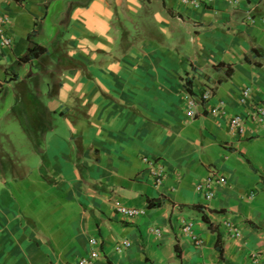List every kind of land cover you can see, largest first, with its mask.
I'll list each match as a JSON object with an SVG mask.
<instances>
[{
  "label": "crops",
  "instance_id": "crops-1",
  "mask_svg": "<svg viewBox=\"0 0 264 264\" xmlns=\"http://www.w3.org/2000/svg\"><path fill=\"white\" fill-rule=\"evenodd\" d=\"M0 17L12 38L0 47V125L20 129L15 141L5 134L14 153L0 136V264H77L92 249L94 264H252L255 253L264 264V127L229 130L233 115L264 99V0L198 9L178 0H0ZM32 45L45 50L20 61ZM145 157L165 168L160 184ZM211 170L226 183L206 199L195 184ZM116 202L144 212L125 215ZM122 241L130 245L115 250Z\"/></svg>",
  "mask_w": 264,
  "mask_h": 264
},
{
  "label": "built area",
  "instance_id": "built-area-1",
  "mask_svg": "<svg viewBox=\"0 0 264 264\" xmlns=\"http://www.w3.org/2000/svg\"><path fill=\"white\" fill-rule=\"evenodd\" d=\"M180 4L187 8L191 9H198L202 7H208L211 6L215 1L217 0H178ZM222 2H225L229 5L235 6L237 5L240 0H220ZM246 21L248 22H254L255 17L252 16L251 14L246 15L245 17ZM264 20V18H263ZM8 19L6 17H0V47H10L12 45V38L11 36L8 35L7 30H6V23ZM251 95V88L249 86H245L242 88L240 92V96L238 97V100L241 104L245 103L249 96ZM212 96L211 90L205 89L203 93L201 94L200 99L201 100H208ZM186 101V113L189 116H193L196 113V109L199 107L196 101V98H194L193 95L189 94L187 98L185 99ZM219 106H215L213 108V112H217L219 109H222L223 101L220 100L218 102ZM250 123H256L259 124V126L264 127V99L260 100L258 102H253L251 104V109L247 114H242V113H236L233 115V117L230 119L229 122V130L234 133H238L240 135H243L246 133V124ZM144 161L147 164V168L151 174V177L156 184H160L163 182L165 178V168L163 165L158 161V160H153L149 158H144ZM226 183L225 177H223L221 174L218 172H215L211 170L205 178H203L201 181L195 184V189L198 190L199 192H202L205 196L206 199L212 198L214 194V189L215 186L217 185H224ZM115 207L117 211L129 215V216H134V215H139L142 214L144 211L140 208L136 207H125L119 202L115 203ZM193 221L189 219H184L183 220V227L182 230L185 234L190 236L192 240L196 244H200L201 240L198 238V235L194 232L193 229ZM157 234H159L160 230L159 229H153ZM232 235H239V232L236 230L233 231ZM98 244V241L95 238L90 239V245L93 247H96ZM130 245L129 241H122L118 242L115 244V250L121 251L124 248H127ZM99 252L96 249H92L90 252V255L88 257H82L77 261V264H94V260L99 257ZM261 256L258 254H253L252 255V264H260L259 259Z\"/></svg>",
  "mask_w": 264,
  "mask_h": 264
},
{
  "label": "rangeland",
  "instance_id": "rangeland-1",
  "mask_svg": "<svg viewBox=\"0 0 264 264\" xmlns=\"http://www.w3.org/2000/svg\"><path fill=\"white\" fill-rule=\"evenodd\" d=\"M50 16V15H49ZM55 18H56V14H55V10L53 11V13L51 14V17H50V19L52 20H50V23H52L53 21H55ZM57 19H58V17H57ZM59 29V27L58 26H56L55 27V29H53V30H58ZM60 30V29H59ZM46 36V35H45ZM59 37V36H58ZM55 39H56V35H54V40L52 41V43H54L55 42ZM58 39V38H57ZM182 52H179V51H177V53H176V55H177V57H181L182 56ZM41 72H43V70L41 69ZM29 84H31V85H33V83H31L30 81H29ZM38 86H39V91H40V93H42L41 95H40V97H43V95L44 94H47L48 93V86H47V82H46V80H44V79H39V84H38ZM44 98V97H43ZM45 99H46V97H45ZM6 103H3V102H1L0 103V105H1V107L2 106H4ZM0 113H1V117H2V119H3V117L5 116V111L3 110V109H1L0 110ZM1 126V130H0V132H1V137H3V140H2V142H3V144L5 145V148H6V151L8 152V153H14L15 152V150H13L10 146H6L7 144H8V138L5 136V134H7L8 132H10V135H11V139H12V141H15L16 140V138L18 137L17 136V134H19L20 133V129L17 127V129L16 128H11L10 127V124L9 123H7V122H2V124L0 125ZM8 131V132H7ZM12 131V132H11ZM17 132V133H16ZM22 135V134H21ZM2 139V138H1ZM2 142H0L1 144H2ZM14 148H15V146H14ZM21 148H22V150L23 151H26V147H25V145H16V149L17 150H21ZM27 151H29V148L27 147Z\"/></svg>",
  "mask_w": 264,
  "mask_h": 264
},
{
  "label": "trees",
  "instance_id": "trees-1",
  "mask_svg": "<svg viewBox=\"0 0 264 264\" xmlns=\"http://www.w3.org/2000/svg\"><path fill=\"white\" fill-rule=\"evenodd\" d=\"M44 50H45V48L42 46L32 45V46L28 47L26 53L23 56L19 57V60L27 62L33 58L38 57L40 54H42L44 52ZM222 64H224V63H219L218 65H222ZM232 70H233V67H231L230 65H226V72L228 74H230V72H232ZM185 84H186V88H187L188 92L191 93V82H185ZM149 201L152 202L151 199ZM195 207H198V205H196ZM204 218L207 220L206 216Z\"/></svg>",
  "mask_w": 264,
  "mask_h": 264
}]
</instances>
